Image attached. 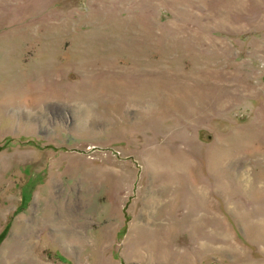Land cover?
<instances>
[{
  "label": "rangeland",
  "instance_id": "obj_1",
  "mask_svg": "<svg viewBox=\"0 0 264 264\" xmlns=\"http://www.w3.org/2000/svg\"><path fill=\"white\" fill-rule=\"evenodd\" d=\"M0 264H264V0H0Z\"/></svg>",
  "mask_w": 264,
  "mask_h": 264
}]
</instances>
